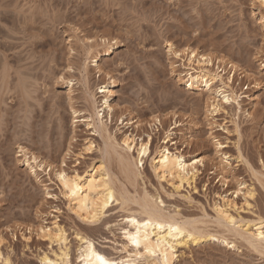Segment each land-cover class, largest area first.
<instances>
[{"label":"rangeland","instance_id":"1","mask_svg":"<svg viewBox=\"0 0 264 264\" xmlns=\"http://www.w3.org/2000/svg\"><path fill=\"white\" fill-rule=\"evenodd\" d=\"M169 42L210 56L212 72L225 68L223 82L233 65L227 90L235 102L219 108V79L210 91L188 89L186 56L170 54ZM104 86L111 93H101ZM93 115L102 118L98 133L88 127ZM125 137L149 141L142 168L132 165L135 176L118 161ZM163 148L202 159L192 187L155 175L151 159ZM101 160L127 203H113L91 223L74 214L57 174L84 176ZM142 199L200 232V242L177 249L174 264H264V249L236 240L213 211L229 203L238 232L264 233V7L257 0H0V264H47L41 259L56 261L63 245L74 261L81 237L110 259H126L131 211ZM55 225L65 244L32 232Z\"/></svg>","mask_w":264,"mask_h":264},{"label":"bare ground","instance_id":"2","mask_svg":"<svg viewBox=\"0 0 264 264\" xmlns=\"http://www.w3.org/2000/svg\"><path fill=\"white\" fill-rule=\"evenodd\" d=\"M257 1L259 2V0ZM259 4L261 5L260 2ZM261 6L264 7V5ZM262 19L260 17V21ZM194 48H183L181 51H177L173 44L168 43V52L174 57H179L180 52L186 56L189 64L187 69L189 71L184 75L187 77V88H201L210 91L215 81L219 79L222 84V87L216 91L217 96L220 97L219 101L222 100L219 108L223 103L235 102L237 96L232 91L227 90L236 73L235 67L233 68V65L228 64L232 74L226 78L227 82H223L221 75L218 74L220 67L217 66V71L212 72L215 61L210 56L202 54L201 51L199 52ZM220 72L225 73V68L221 67ZM179 78V81H181L180 76ZM100 90L101 93H111L107 86L101 87ZM105 98L103 101L104 109L109 113L112 106L107 103V97ZM218 104L219 102L210 106L212 107V112L217 109ZM96 115L98 114L96 113ZM96 115H93V117H96L98 121H95L96 118L88 117V127L94 129V133H98L99 127H97V124L99 125L101 124L99 122H102V118L100 119ZM121 145L125 153L124 155H118L121 168L131 176H135L137 171L135 169V171L132 170V165L142 168V161L149 156V141L136 144L134 139L125 137ZM92 149L93 143L90 142L87 150L90 151ZM105 152H107V149ZM134 152L135 157H133ZM32 160L36 162L35 158H32ZM106 162L101 160L97 166L91 169V172L86 173L84 176H79L78 174L68 176L63 171L57 174L62 195L67 199L74 214L83 221L96 222L101 218L108 206L118 201H121L124 205L127 203L112 180L113 178ZM27 165H29L28 162ZM198 165H202L201 158L186 161L182 155L171 153L166 148L158 151L156 156L151 159V168L155 175L161 179L177 182V188L182 187L184 184L187 187H192L195 184L199 174ZM244 196L253 198L254 193L247 191ZM143 200L142 203H136L137 209L131 211L132 216L129 219L131 231L126 233L125 238L132 252L128 253L125 257L126 259L119 261L110 259L96 250L91 241L81 237L79 240L83 246L79 249L78 257L74 261L68 259V251L65 245H63L64 249L60 250L59 255H55L56 261H50L46 257L41 260L47 264H174L179 247H186L189 244H196L201 241L200 232L193 223L169 218L160 212L154 203L149 202L150 200ZM229 206V203L226 204L225 202L220 206H214L213 211L217 225L225 227L229 233L233 232L236 240L237 238L242 240L249 247L257 250L259 248L264 249V233L259 228L253 232L246 229L242 233L238 232L235 218L228 212ZM33 231L36 232L41 240H49L50 242L54 240L65 244L63 230L56 225L53 228L39 227L37 230L32 229Z\"/></svg>","mask_w":264,"mask_h":264},{"label":"snow or ice","instance_id":"3","mask_svg":"<svg viewBox=\"0 0 264 264\" xmlns=\"http://www.w3.org/2000/svg\"><path fill=\"white\" fill-rule=\"evenodd\" d=\"M259 2L261 3V5H264V0H259Z\"/></svg>","mask_w":264,"mask_h":264}]
</instances>
